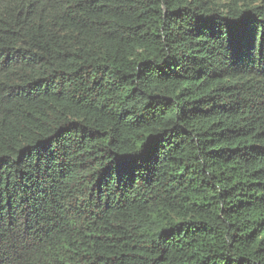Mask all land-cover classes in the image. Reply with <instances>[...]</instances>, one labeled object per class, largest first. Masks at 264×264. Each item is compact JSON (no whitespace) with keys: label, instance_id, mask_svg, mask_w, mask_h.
<instances>
[{"label":"trees","instance_id":"1","mask_svg":"<svg viewBox=\"0 0 264 264\" xmlns=\"http://www.w3.org/2000/svg\"><path fill=\"white\" fill-rule=\"evenodd\" d=\"M0 264H264V0H0Z\"/></svg>","mask_w":264,"mask_h":264}]
</instances>
